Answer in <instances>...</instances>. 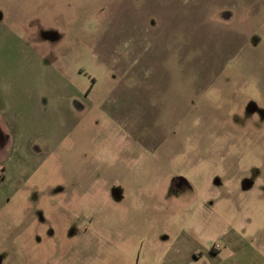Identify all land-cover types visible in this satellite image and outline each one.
I'll return each mask as SVG.
<instances>
[{"label":"rangeland","instance_id":"obj_1","mask_svg":"<svg viewBox=\"0 0 264 264\" xmlns=\"http://www.w3.org/2000/svg\"><path fill=\"white\" fill-rule=\"evenodd\" d=\"M0 264H264V0H0Z\"/></svg>","mask_w":264,"mask_h":264},{"label":"crops","instance_id":"obj_2","mask_svg":"<svg viewBox=\"0 0 264 264\" xmlns=\"http://www.w3.org/2000/svg\"><path fill=\"white\" fill-rule=\"evenodd\" d=\"M259 235H261V233H260ZM227 236H228V235H227ZM227 236H226V237H227ZM232 243H233V242H232Z\"/></svg>","mask_w":264,"mask_h":264}]
</instances>
